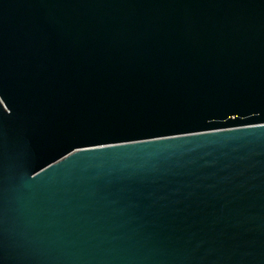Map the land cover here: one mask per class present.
Here are the masks:
<instances>
[{
    "label": "water",
    "instance_id": "1",
    "mask_svg": "<svg viewBox=\"0 0 264 264\" xmlns=\"http://www.w3.org/2000/svg\"><path fill=\"white\" fill-rule=\"evenodd\" d=\"M0 264H264V0H0Z\"/></svg>",
    "mask_w": 264,
    "mask_h": 264
}]
</instances>
